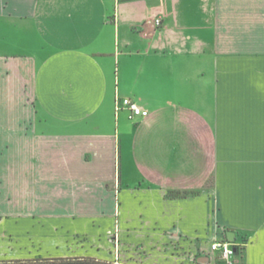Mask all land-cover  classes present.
Masks as SVG:
<instances>
[{"label": "crops", "instance_id": "crops-1", "mask_svg": "<svg viewBox=\"0 0 264 264\" xmlns=\"http://www.w3.org/2000/svg\"><path fill=\"white\" fill-rule=\"evenodd\" d=\"M6 191L86 232L50 258L226 264L233 231L234 264H264V0H0ZM100 229L135 258L106 260Z\"/></svg>", "mask_w": 264, "mask_h": 264}, {"label": "rangeland", "instance_id": "rangeland-1", "mask_svg": "<svg viewBox=\"0 0 264 264\" xmlns=\"http://www.w3.org/2000/svg\"><path fill=\"white\" fill-rule=\"evenodd\" d=\"M23 99L22 104L30 105L34 103L32 96L29 94H26ZM210 184L211 182L207 183V185ZM26 191L28 192V190ZM7 192L9 193V191H6L0 194V264H18L15 263L17 260L27 261L36 258L57 257L58 255L72 256L81 252L75 244L74 238L87 240L86 232L71 231L62 227L61 221L64 223L62 218L65 214L46 212L55 208L53 203V206L49 208L42 206V204L40 206L42 211H38L39 209L32 203L34 202L33 198L28 195L19 198L13 194L7 195ZM169 193L175 194L177 192L170 191ZM70 228L73 229V227ZM99 232L100 235H103L102 239L108 242L107 245L100 248L101 254L108 258L106 260L111 258L110 254L112 253H115L117 258L125 255L130 258L134 257L131 253H127L125 244L119 247L116 240H114L116 239L114 235L106 232V230L102 232V229ZM122 233L133 246L138 241L149 240L140 232L127 235L124 230ZM151 258L152 261H157L159 258L158 253L153 251ZM128 263L134 264L132 260H129Z\"/></svg>", "mask_w": 264, "mask_h": 264}, {"label": "built area", "instance_id": "built-area-1", "mask_svg": "<svg viewBox=\"0 0 264 264\" xmlns=\"http://www.w3.org/2000/svg\"><path fill=\"white\" fill-rule=\"evenodd\" d=\"M164 25V17L161 14L153 15L148 18L144 26L151 28H160ZM116 111L125 109L128 111V117L131 120H136L137 118H146L149 116V111L138 104L131 98L117 97L115 101ZM211 250L219 254V258L224 260L226 264H234V254L235 248L231 241L226 237L223 240L215 241L211 244Z\"/></svg>", "mask_w": 264, "mask_h": 264}, {"label": "trees", "instance_id": "trees-1", "mask_svg": "<svg viewBox=\"0 0 264 264\" xmlns=\"http://www.w3.org/2000/svg\"><path fill=\"white\" fill-rule=\"evenodd\" d=\"M181 194L180 192H177L175 194L170 193V196H175ZM73 262H78L82 264H112L111 262L97 260V259H83V260H73L72 259H66V258H44V259H34V260H17L15 263H24V264H71Z\"/></svg>", "mask_w": 264, "mask_h": 264}, {"label": "water", "instance_id": "water-1", "mask_svg": "<svg viewBox=\"0 0 264 264\" xmlns=\"http://www.w3.org/2000/svg\"><path fill=\"white\" fill-rule=\"evenodd\" d=\"M227 238H228L230 241H234V239H235L234 232H233V231H229L228 234H227Z\"/></svg>", "mask_w": 264, "mask_h": 264}]
</instances>
